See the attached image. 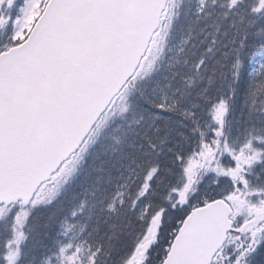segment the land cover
I'll return each mask as SVG.
<instances>
[{"label": "snow or ice", "instance_id": "snow-or-ice-1", "mask_svg": "<svg viewBox=\"0 0 264 264\" xmlns=\"http://www.w3.org/2000/svg\"><path fill=\"white\" fill-rule=\"evenodd\" d=\"M0 264H264V0H0Z\"/></svg>", "mask_w": 264, "mask_h": 264}]
</instances>
